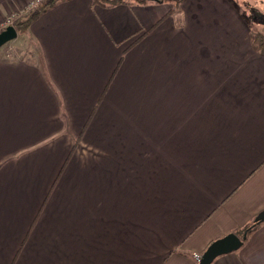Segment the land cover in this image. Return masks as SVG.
Segmentation results:
<instances>
[{
    "label": "crops",
    "instance_id": "0c3cea01",
    "mask_svg": "<svg viewBox=\"0 0 264 264\" xmlns=\"http://www.w3.org/2000/svg\"><path fill=\"white\" fill-rule=\"evenodd\" d=\"M176 3L55 0L0 51V264H197L264 210V0Z\"/></svg>",
    "mask_w": 264,
    "mask_h": 264
},
{
    "label": "water",
    "instance_id": "95a60500",
    "mask_svg": "<svg viewBox=\"0 0 264 264\" xmlns=\"http://www.w3.org/2000/svg\"><path fill=\"white\" fill-rule=\"evenodd\" d=\"M16 38V29L12 26L7 27L4 31L0 32V49ZM253 222L258 225L264 223V210L256 215ZM246 236V233L241 237L231 233L212 242L201 254L197 264H212L218 257L236 252L242 247Z\"/></svg>",
    "mask_w": 264,
    "mask_h": 264
},
{
    "label": "trees",
    "instance_id": "16d2710c",
    "mask_svg": "<svg viewBox=\"0 0 264 264\" xmlns=\"http://www.w3.org/2000/svg\"><path fill=\"white\" fill-rule=\"evenodd\" d=\"M55 0H50L46 2L45 4H42L36 11H34L31 14H27L25 16H22L18 18L14 22V28L16 29L17 33L19 35L26 34L28 28L32 24L33 21H35L38 16L49 6L53 4ZM143 0H94V2L98 5L105 6V7H112L120 4H127L129 5L130 3H141ZM177 5L182 1V0H176ZM251 41L254 45H256L257 49L261 52L264 53V37L261 33L252 31L251 33ZM258 224H255L252 221H250L247 225H245L243 228L235 232L234 234L241 237L244 233L248 235L251 231H253Z\"/></svg>",
    "mask_w": 264,
    "mask_h": 264
},
{
    "label": "rangeland",
    "instance_id": "374dc122",
    "mask_svg": "<svg viewBox=\"0 0 264 264\" xmlns=\"http://www.w3.org/2000/svg\"><path fill=\"white\" fill-rule=\"evenodd\" d=\"M12 13H14V12H12ZM12 13H10V14H12ZM22 16H25V15H21L20 17H22ZM20 17H18V18H20ZM12 27H14V24H13ZM17 36H19L21 38H19V40L16 43H14L13 45L11 43L10 44L8 43V44H6L5 46H3L0 49V51L3 53V55L7 59L8 58L9 59L10 58H12V59L13 58H20V59H22L28 53L30 55V53L34 54L36 52L33 42H31V40L29 38L25 37L26 36L25 34L19 35L17 33Z\"/></svg>",
    "mask_w": 264,
    "mask_h": 264
},
{
    "label": "built area",
    "instance_id": "2783aa9c",
    "mask_svg": "<svg viewBox=\"0 0 264 264\" xmlns=\"http://www.w3.org/2000/svg\"><path fill=\"white\" fill-rule=\"evenodd\" d=\"M50 0H31L22 10L9 14L3 20L0 21V32L4 31L7 27L13 26L15 20L21 15L31 14L36 11L42 4H45ZM196 262L199 261L200 255L193 256Z\"/></svg>",
    "mask_w": 264,
    "mask_h": 264
}]
</instances>
